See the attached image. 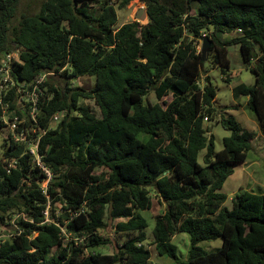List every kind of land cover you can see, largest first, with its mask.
I'll list each match as a JSON object with an SVG mask.
<instances>
[{"label":"trees","instance_id":"1","mask_svg":"<svg viewBox=\"0 0 264 264\" xmlns=\"http://www.w3.org/2000/svg\"><path fill=\"white\" fill-rule=\"evenodd\" d=\"M21 1L0 0V62L19 51L13 84L2 90L0 130L7 127L4 106L23 120L18 131L36 128L52 177L43 186L46 172L9 132L0 162V229L15 235L1 244L0 264H148V222L139 211L152 207L151 189L166 205L153 231L161 255L177 257L171 240L184 231L191 239L184 264H264V194L239 192L229 209L221 191L247 160L253 133L223 115L231 134L217 151L205 125L206 117L216 118L217 98L206 62L212 56L230 81L228 46L237 43L256 80L234 86L233 95L248 97L264 133V0H143L149 21L121 26L116 3L131 0H44L15 23ZM205 37L207 61L198 48ZM44 72L55 74L40 84L35 121L25 97ZM82 76H94V87L73 84ZM151 92L158 102L145 101ZM168 94L172 99L161 103ZM108 221L119 241L113 253L98 250L112 242L100 233ZM219 237L222 246L213 251L198 245Z\"/></svg>","mask_w":264,"mask_h":264},{"label":"rangeland","instance_id":"2","mask_svg":"<svg viewBox=\"0 0 264 264\" xmlns=\"http://www.w3.org/2000/svg\"><path fill=\"white\" fill-rule=\"evenodd\" d=\"M44 0H22L17 12V20L21 17L23 13H34L40 10L42 2ZM118 0H113L117 2ZM144 8L146 9L145 2L143 0H131V2L126 7H119L116 3V10L118 15L117 26H121L123 23L130 22L133 20H139L137 15L139 11ZM149 18L146 17L140 20L141 23H147ZM231 35L226 34L225 37H230ZM204 39H199L198 48L201 50ZM229 57L231 59V69H230V81L225 79L222 69L218 65L213 64V57L210 60L206 58V69L210 75L211 81L217 89V98L215 101L216 107V118L214 120L205 121V125L210 127L211 131L209 136H214L216 150L219 151L223 148V138L229 136L231 131L226 129L222 123L219 121L223 115H234L237 120L249 131L253 133L254 139L252 140V148L248 152L247 160L244 163H237L234 166V172L227 178L223 188L221 189L227 195L224 206L231 209L233 207V197L242 191L248 190L255 193L264 194V133L262 132L261 125L257 114L255 111L250 109L247 105L248 97L241 96L235 99L233 95V87L240 84L246 83L247 85L253 86L255 84V75L245 64L240 50V45L233 43L228 46ZM205 75V74H204ZM204 75L202 79L204 81ZM74 85H82L86 88H92L95 85L94 76H82L75 78L73 80ZM172 94L166 95V97L161 100V103H167L172 99ZM28 96L25 97L28 100ZM146 102H158L154 92H151L146 96ZM86 104L90 105L98 116H101L100 108L95 104L93 100H85ZM13 112H8L9 117L13 116ZM8 119V117H6ZM57 122H52L51 127L55 128ZM10 130L8 127L0 130V162L3 159L4 152L6 150L5 141ZM140 137L145 139V135L142 133ZM207 150L204 149L200 151L198 156V161L201 164H205L204 157ZM152 194V207L146 210H140L139 212L146 218L148 225L145 229L147 238L144 244L151 251V258L148 264H184V261L188 259L189 250L191 248L190 235L187 232H178L172 237L171 244L175 245L177 248V257L173 258L169 255H161L154 242L153 231L156 224V216L165 211V203L160 201L154 189H151ZM58 214V211H57ZM117 221V220H116ZM109 222V221H108ZM115 221L108 223V226L102 230L100 233L111 238V244L100 247L103 253H113L117 250L119 241H117V235L114 229ZM223 239L221 237L217 239L204 240L199 242V246L205 251H213L222 246ZM119 264V263H117Z\"/></svg>","mask_w":264,"mask_h":264},{"label":"built area","instance_id":"3","mask_svg":"<svg viewBox=\"0 0 264 264\" xmlns=\"http://www.w3.org/2000/svg\"><path fill=\"white\" fill-rule=\"evenodd\" d=\"M14 61H19V51H13L10 53H7L0 62V73L2 74L3 82L0 85V103H2V90L5 88L6 84L10 82V84H13L12 77H11V70L12 65ZM54 72H44L40 74L35 80H34V86L32 92L28 93V100L32 102L30 105L29 110L27 111L30 114L31 119L37 121L36 118V111L38 110V97L39 93H43V90L40 86L49 75H54ZM23 97V95H22ZM23 107H26V104L22 103ZM8 109L4 106V115L3 118L5 122L7 123V127L10 130V133L12 134V139L15 142L18 143H25L27 145V152L32 156L33 162L38 165L40 168H42L47 176L48 179L44 182L43 186H47L48 181L52 177V173L50 170L43 164L42 162V156L39 153V144H40V136L34 135L36 132V128H31L32 134L28 133L29 131L26 129H22L20 131L17 130L18 125L23 122L21 118H19L18 115H13L12 119H10L8 115ZM66 114V110H62L57 112V114L54 116L53 122H58L64 115ZM8 117V119L6 118ZM208 119L207 117L205 118ZM17 161V158H13L9 162V166H12ZM47 214V212H45ZM19 215V214H18ZM12 223H14V220H12ZM14 232H3L0 229V246L1 244L8 238L14 237Z\"/></svg>","mask_w":264,"mask_h":264},{"label":"water","instance_id":"4","mask_svg":"<svg viewBox=\"0 0 264 264\" xmlns=\"http://www.w3.org/2000/svg\"><path fill=\"white\" fill-rule=\"evenodd\" d=\"M137 17H138L139 21L145 19L146 17H148L147 10L142 8L139 11ZM210 49H211V40H210L209 37H205L204 41H203L202 48H201L203 59L207 58V56H208V54L210 52Z\"/></svg>","mask_w":264,"mask_h":264},{"label":"crops","instance_id":"5","mask_svg":"<svg viewBox=\"0 0 264 264\" xmlns=\"http://www.w3.org/2000/svg\"><path fill=\"white\" fill-rule=\"evenodd\" d=\"M254 139V138H253Z\"/></svg>","mask_w":264,"mask_h":264}]
</instances>
